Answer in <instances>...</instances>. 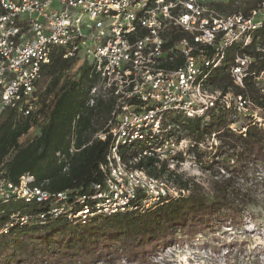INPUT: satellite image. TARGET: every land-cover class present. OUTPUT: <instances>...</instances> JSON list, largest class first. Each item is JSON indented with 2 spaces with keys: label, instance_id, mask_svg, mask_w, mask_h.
I'll return each mask as SVG.
<instances>
[{
  "label": "built area",
  "instance_id": "2783aa9c",
  "mask_svg": "<svg viewBox=\"0 0 264 264\" xmlns=\"http://www.w3.org/2000/svg\"><path fill=\"white\" fill-rule=\"evenodd\" d=\"M54 1L61 8H53ZM0 6L5 11L0 15V114L12 106L25 116L39 109L38 83L56 48L63 49L64 58H76L79 66L85 61L92 65L99 80L91 90L90 106L97 97L115 100L105 130L96 135L103 141L109 138L110 144L100 164L103 179L92 185L91 193L52 192L30 174L18 181L1 175L3 203L11 198L51 202L52 216L66 214L83 221L99 213L154 207L179 196L183 189H177L168 176L150 175L135 164L152 156L160 167L163 161L190 153L194 146L171 115L195 119L223 106L246 114L254 105L242 95L223 94L205 82L208 70L221 63L228 46L244 37L249 43L251 33L262 27L264 2L248 16L219 14L205 0H0ZM179 32L190 36L171 43ZM209 48L214 49L213 57L207 56ZM250 61V55L237 53L231 72L238 85L243 86ZM207 138L219 142L215 133ZM77 205L82 207L74 212ZM182 244L150 258H163ZM193 246H197L193 253L207 250V246ZM224 250L221 264H264L263 245Z\"/></svg>",
  "mask_w": 264,
  "mask_h": 264
},
{
  "label": "trees",
  "instance_id": "16d2710c",
  "mask_svg": "<svg viewBox=\"0 0 264 264\" xmlns=\"http://www.w3.org/2000/svg\"><path fill=\"white\" fill-rule=\"evenodd\" d=\"M263 2L227 0L206 4L219 14L248 16ZM4 12L0 6V15ZM189 36L184 32L173 34L171 43ZM245 38L225 49L221 63L208 70L205 83L223 94L231 91L250 99L264 118V22L251 33L249 43ZM237 53L251 58L243 86L235 82L231 72ZM213 54L214 49L209 48L207 56ZM180 62L179 58L177 63ZM75 63L76 58H64L63 49L56 48L38 83H46L39 91V109L25 116L12 106L0 114V176L18 181L22 175L30 174L49 191L76 189L79 194L91 193L92 185L102 181L100 164L106 159L110 139L103 141L96 135L105 130L115 100L97 97L90 106L91 90L99 77L87 61L74 75L70 74ZM241 117L245 122L232 128V123H238ZM171 120L192 139L194 146L189 152L200 163L207 157L201 143L207 135L216 134L219 144L210 146L208 168L216 175L222 168L229 175L215 182L212 196L191 191L145 210L99 213L85 221L71 220L66 214L52 216L48 213L51 202L25 198L0 201V264H95L121 257L141 260L183 243L180 235L192 236L217 223L236 224V216L244 211L234 195L240 194L236 183L264 167V123L251 113H236L225 106L195 119L174 113ZM34 125L39 126V133L20 143ZM156 161L155 157L144 156L135 165L156 177L167 175L168 163L163 161L158 167ZM181 184L188 190L186 183ZM81 207L77 205L74 212ZM224 211L229 214L222 216ZM44 213L47 216L43 218ZM23 216L27 217L25 222L21 220Z\"/></svg>",
  "mask_w": 264,
  "mask_h": 264
},
{
  "label": "rangeland",
  "instance_id": "374dc122",
  "mask_svg": "<svg viewBox=\"0 0 264 264\" xmlns=\"http://www.w3.org/2000/svg\"><path fill=\"white\" fill-rule=\"evenodd\" d=\"M211 1L227 0H205V2ZM53 8H61L59 1H54ZM78 67L77 60L69 73L74 75ZM261 80V85L264 86L263 77ZM45 85L46 83L39 84L38 91H42ZM247 113H251L260 123H264L261 110L257 106H251ZM245 120V117H241L236 126L241 125ZM39 131V126L34 125L27 134L20 138V143H26L35 137ZM212 144L216 145L208 138L202 142L201 149L205 151L207 156L202 163L191 153L179 154L180 156L169 160L166 176L170 178V182L176 185L179 190L183 189L181 183H186L189 187L188 190L179 191V196L182 194L189 195L191 191L212 196L215 182L229 175L222 168L217 175L208 168L211 162L208 159H210L209 151H212V147H210ZM237 182L236 187L240 194L237 196V193H234V195L238 198L237 201L243 205L244 211L241 216H236L238 221L234 226L230 228L227 226L228 224L217 223L211 229L201 230L192 236L191 234L182 237L180 235L184 242L179 249L168 250L163 258H150L149 256L138 261H144V264H192L193 261H198L200 264H221L224 248L227 246H238L244 249L248 247L252 249L256 245H261V247L263 245L264 247V167L261 166L255 172L250 173L247 179L240 178ZM179 196L171 197L169 200ZM228 214L229 212L224 211L222 216ZM194 244H200V247L207 246V250L193 253L194 249L197 248V246H193ZM122 258L124 257L114 260L106 259V262H96V264H123ZM128 261L136 262V260L131 259Z\"/></svg>",
  "mask_w": 264,
  "mask_h": 264
},
{
  "label": "water",
  "instance_id": "95a60500",
  "mask_svg": "<svg viewBox=\"0 0 264 264\" xmlns=\"http://www.w3.org/2000/svg\"><path fill=\"white\" fill-rule=\"evenodd\" d=\"M72 191H74V192H79L78 190H76V189H71Z\"/></svg>",
  "mask_w": 264,
  "mask_h": 264
}]
</instances>
